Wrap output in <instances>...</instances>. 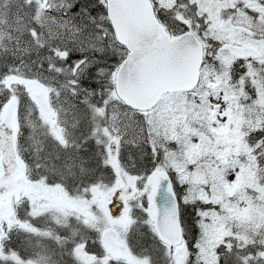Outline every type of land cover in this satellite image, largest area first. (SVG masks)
Wrapping results in <instances>:
<instances>
[{
  "label": "snow or ice",
  "instance_id": "6c2138e0",
  "mask_svg": "<svg viewBox=\"0 0 264 264\" xmlns=\"http://www.w3.org/2000/svg\"><path fill=\"white\" fill-rule=\"evenodd\" d=\"M0 264H264V0H0Z\"/></svg>",
  "mask_w": 264,
  "mask_h": 264
}]
</instances>
